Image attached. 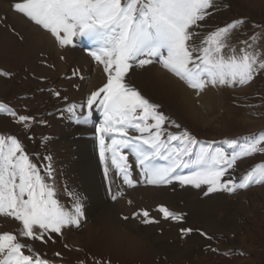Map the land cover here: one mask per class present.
Returning <instances> with one entry per match:
<instances>
[{
  "label": "snow or ice",
  "instance_id": "snow-or-ice-1",
  "mask_svg": "<svg viewBox=\"0 0 264 264\" xmlns=\"http://www.w3.org/2000/svg\"><path fill=\"white\" fill-rule=\"evenodd\" d=\"M12 7L47 31L61 48L73 46L77 38L91 41L88 55L103 66L106 82L87 94L85 103H70L63 111L77 123L87 124L93 107L100 108L102 120L95 131L106 178L111 166L129 187L138 182L156 186L178 182L196 189L206 186L205 196L217 192L232 194L264 184V162L239 178L230 174L237 161L264 153V131L250 135L243 143L238 139L223 141L230 151L214 147L215 141H198L187 129L168 131L165 126L169 118L159 110L160 106L125 80L133 65L143 68L158 61L166 72L196 90L197 95L209 87L248 85L264 71V45L260 43L264 37L253 34L239 47L231 44L230 36L245 23L243 18L201 37L197 29L217 8L216 0H16ZM0 75L10 73L0 71ZM71 77L84 79L79 68L71 71ZM53 94L61 96L59 91ZM78 107L86 108L87 115L78 114ZM0 112L17 117L25 127L33 119L17 115L2 103ZM175 127L179 129L180 125ZM133 132L136 134L131 135ZM125 150L135 157L142 177L139 181L132 177L133 165ZM44 159L49 163L41 168L15 135H0V216L10 217L20 225L15 232L0 233V264H52L28 241L47 243L53 234L62 236L66 228L81 225V197L66 190L72 205L69 208L61 203L52 158ZM181 169L191 171L183 174ZM112 199H117V195ZM157 210L164 219L186 218L185 213L170 210L164 204H159ZM132 215L139 216L143 224L159 222L147 209ZM193 231L212 239L200 229H180L184 236ZM55 256L60 257L61 253ZM93 264L110 261L93 260Z\"/></svg>",
  "mask_w": 264,
  "mask_h": 264
},
{
  "label": "rangeland",
  "instance_id": "rangeland-1",
  "mask_svg": "<svg viewBox=\"0 0 264 264\" xmlns=\"http://www.w3.org/2000/svg\"><path fill=\"white\" fill-rule=\"evenodd\" d=\"M216 3L217 8L211 10V15L201 22L197 29L201 37L238 18H243L245 23L233 30L229 40L231 44L239 47L241 41L248 40L253 34L264 37V0H216ZM6 8L0 9V31L8 32L9 40H0V71L10 75H0L1 81L4 82L0 83V99L4 100L0 103L7 105L17 114H25L33 119L28 122L29 127H25L23 123L18 122L17 117L0 112V135H15L33 162L38 163L41 168L49 163L44 158L51 156L57 198L70 208L72 199L66 194V190H70L81 197L84 206L80 227L66 228L62 236L53 234L47 243L28 241L34 251L39 252L52 264H79L81 260H84L85 264H93V260L110 261V264H264V184H254L247 189H238L232 194L217 192L205 196L203 193L206 186L196 189L191 185L182 186L178 182L161 186L138 182L134 187L125 185L129 194L137 193L138 197H131L128 193L120 195L115 187L117 185L111 179V166L109 176L106 178L104 175V164L99 157V142L95 131V126L102 120V112L95 106L92 109V112L96 110L95 122L89 134L95 140L97 165L100 167L103 191L105 190L107 197L105 202L107 205H116L118 201L125 199L133 203L127 202L129 210L119 207L121 211L113 214L116 219L113 227L116 235L104 236L105 232L99 225L100 216L92 214L93 211L87 214V195L80 185L82 183L73 180L77 178L76 170H79L74 164L77 158L76 145L71 144L69 139H62L61 131L62 127L83 128L63 110L70 103L80 105L86 102L90 80L97 63L90 60L89 67L84 68L76 61L67 60L63 53L55 55L37 51L33 56L37 59L34 60L35 67L32 69L24 31L15 25L11 17V13L16 11L12 4H7ZM2 42L7 46L4 47ZM260 43L264 45V39H261ZM76 46L77 51L80 50L81 54L87 56L92 44L84 38L78 40ZM76 68L80 69L84 79L71 77V71ZM125 80L152 103L160 106L159 110L169 118V123L165 126L168 131L179 132L187 129L198 141L205 144L215 141L214 147H224L228 151L230 149H227L223 141L238 139L243 143L250 135L264 131V71L248 85L209 87L199 95L192 89L195 106H203L208 110L207 113L209 112L206 119L186 114L181 105L174 107L173 103H162L157 95H145L132 79L126 77ZM69 83H72L71 87ZM82 84L85 93L78 96ZM54 91H59L61 96L56 97ZM64 97H67V100ZM87 112L86 108H77L78 114L86 115ZM176 124L180 125L179 129L175 127ZM30 132L42 136V144L39 147H34ZM125 151L129 163L133 165V179L141 180L135 157L129 150ZM262 162L264 153L242 158L237 161L235 169L230 170L231 177L239 178ZM68 166L72 169L71 174L67 171ZM180 171L187 174L191 169ZM147 192L148 194H145ZM113 195H117V199L113 200ZM139 199L142 202H139ZM159 204L166 205L170 210L185 213V220L164 219L157 210ZM213 205L218 207V211L211 216L207 211ZM140 209H147L159 222L141 223L139 216L132 215ZM125 216L129 219L124 220ZM19 227V222L14 219L0 216V233L15 232ZM184 227L200 229L207 232L212 239H207L196 231L184 236L180 233V229ZM57 252L61 253L60 257L55 256ZM26 254L30 253L26 250Z\"/></svg>",
  "mask_w": 264,
  "mask_h": 264
},
{
  "label": "bare ground",
  "instance_id": "bare-ground-1",
  "mask_svg": "<svg viewBox=\"0 0 264 264\" xmlns=\"http://www.w3.org/2000/svg\"><path fill=\"white\" fill-rule=\"evenodd\" d=\"M14 2H16V0H0V9H1V7L6 8L7 4L13 5ZM6 10H7V8H6ZM11 14H12L11 15L12 20L14 21L15 25H17L20 29H22V32L24 31L25 38H26L25 42H26L27 51H28L27 53H28L30 60H31L30 66L32 67V69H34V67H35L34 60L37 59L33 56H34L35 52H37V51L38 52L39 51H44V52L46 51V52H50L51 54L54 53L55 55L56 54L58 55V53H63L64 55H66L67 60L71 59L72 61H76L79 64H81L82 66H84V68L87 67L88 64L90 63V60H92L89 55L85 56L84 53H83L84 54L83 55L79 52L80 50L79 51L76 50L77 49L76 44H77L78 40H82L84 38H77L76 41L74 42L73 46L61 48L58 45V43L55 42L54 38L48 32H45L39 26L30 22L27 18L20 15V13H18V12H12ZM25 24H26V26H25ZM7 33L3 32L2 30L0 31V40L1 41H4V39L9 40L8 39L9 35ZM3 45H4V47L7 46V44H4V43H3ZM9 48L11 50V47H9ZM65 60H66V58H65ZM81 65H79V66H81ZM94 68H95V71L93 73L94 75L92 76V78L90 80V86L88 89V93L96 90L98 87L102 86V84L104 82H106V75H104L103 72L100 71V70H103V66L96 64V66ZM126 77H128V79L129 78L132 79L133 82L136 83V86L138 85L139 88H141V90L143 91V93L145 95H152V94L155 96L157 95V97L161 100L162 103H169L170 105L173 103V106L174 105L175 106L181 105L182 108L184 109V111L186 112V114H188L190 116L195 115L198 117H202V119H206L207 114L209 115V112L207 113L208 110H206L205 107L201 106L204 108L203 109L201 107L195 106L196 100H194V98H193V95H194L193 90L191 88H189L183 81L179 80L177 77L173 76L171 73L166 72L161 67V65L158 61H154L153 64L147 65L143 68H140V67L133 65V67L129 70V73L127 74ZM0 83L3 84L4 82H2L0 79ZM71 84L72 83H69L68 85L70 86ZM84 93H85V89H83V84H82V86L80 85V88L78 91V96L83 95ZM203 104H205V103H203ZM94 108H95V106H94ZM92 111H91L89 123H87V124L77 123V124H80L81 127H83V128H80V127L79 128L78 127L72 128L71 127V129H65L66 127L65 128L62 127L61 128V131L63 133L62 139H64V138L69 139L70 143L72 141L71 144L76 145L75 154L77 155V158L74 160V164H76V166L78 167L79 170H78V172L76 170L75 176L77 178H75L73 180H75V182H77V183L79 181H80V183H82L80 185L84 189V191L87 195V198H86L87 199V212H88L87 214H89L91 211H93L92 214H98L100 216L99 225H101L102 231L105 232L104 236L106 235V237H111V236L116 235V232L113 229L114 222L116 221V219H115L113 214L118 213V211H121L120 210L121 208H119V207H126V209L129 210L128 203H127L128 201H125V199H122V200L118 201V203L116 205L115 204H110V205L108 204L107 205L105 202V198H107V197H106V194L104 192L105 190L103 191L102 175L100 172V167H99V165H97L96 152H95L96 148H95V144H94L95 140H94V137H92V135L89 134V132L91 133V129L94 126L93 125L95 122L94 117L96 115V110L94 111L95 113ZM87 113H86V115H87ZM242 116L243 115H241V118H242ZM78 134H80L79 137H78ZM72 166H74V165H72ZM111 168H113V167H111ZM67 171L71 174L72 169L70 166H68ZM112 171H113V174L111 177H113V178H111V179L117 185L115 187H116V189H118V193H124V195H125V193H128L127 195L134 197V198L139 196L137 193H135L134 195L129 194V192L126 190L127 185L123 183L122 178L116 174V170L114 168ZM144 192H145V190H144ZM157 193H160V192H157ZM145 194H148V192ZM142 195L144 196V194H142ZM161 198H164V197H160V199ZM139 202H142L141 199H139ZM217 208H215L214 205L210 206V208L207 211L208 214L211 216L214 215L218 211ZM127 210H126V212H127ZM226 212H227V210H226ZM85 228H88V227H85ZM117 236H118V234H117Z\"/></svg>",
  "mask_w": 264,
  "mask_h": 264
}]
</instances>
